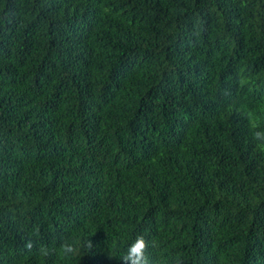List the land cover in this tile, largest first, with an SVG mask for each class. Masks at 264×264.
I'll list each match as a JSON object with an SVG mask.
<instances>
[{
  "label": "trees",
  "instance_id": "trees-1",
  "mask_svg": "<svg viewBox=\"0 0 264 264\" xmlns=\"http://www.w3.org/2000/svg\"><path fill=\"white\" fill-rule=\"evenodd\" d=\"M241 110L264 130V0H0V264H122L141 233L165 264H264Z\"/></svg>",
  "mask_w": 264,
  "mask_h": 264
},
{
  "label": "clouds",
  "instance_id": "clouds-1",
  "mask_svg": "<svg viewBox=\"0 0 264 264\" xmlns=\"http://www.w3.org/2000/svg\"><path fill=\"white\" fill-rule=\"evenodd\" d=\"M243 119L248 121V124L252 131V139L264 145V130H256L259 125L255 123V116L250 111L241 110L239 113ZM25 247L31 251L34 247L33 241L29 239ZM92 247L90 241H88L86 248L87 251ZM157 242L154 240H148L143 233L136 235L135 239L128 245L126 254L119 258L122 264H165L159 256L155 254H149V248L156 249ZM79 247L77 243L69 237H65L60 240L58 246L40 245L39 253L45 257L56 254L61 258H67L75 256L79 253ZM174 264H185V261L181 258H177Z\"/></svg>",
  "mask_w": 264,
  "mask_h": 264
}]
</instances>
